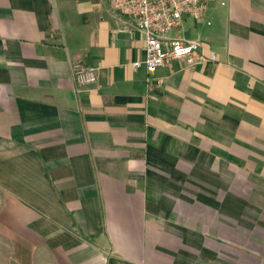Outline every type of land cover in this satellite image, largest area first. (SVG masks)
I'll list each match as a JSON object with an SVG mask.
<instances>
[{
	"label": "crops",
	"instance_id": "obj_1",
	"mask_svg": "<svg viewBox=\"0 0 264 264\" xmlns=\"http://www.w3.org/2000/svg\"><path fill=\"white\" fill-rule=\"evenodd\" d=\"M186 26L150 82L107 0H0V264H264V0Z\"/></svg>",
	"mask_w": 264,
	"mask_h": 264
},
{
	"label": "built area",
	"instance_id": "obj_2",
	"mask_svg": "<svg viewBox=\"0 0 264 264\" xmlns=\"http://www.w3.org/2000/svg\"><path fill=\"white\" fill-rule=\"evenodd\" d=\"M120 14L127 16L132 25L143 33L146 43L145 64L148 81L154 80L158 68L174 61H184L193 66L199 62H219L214 50L201 52L200 39L169 38L172 30L181 27L187 17L203 21L212 2L227 5L228 0H107ZM210 23V22H208ZM138 65V63H136ZM99 68L77 63L73 67L76 88L95 84ZM162 83L163 79L156 80Z\"/></svg>",
	"mask_w": 264,
	"mask_h": 264
},
{
	"label": "rangeland",
	"instance_id": "obj_3",
	"mask_svg": "<svg viewBox=\"0 0 264 264\" xmlns=\"http://www.w3.org/2000/svg\"><path fill=\"white\" fill-rule=\"evenodd\" d=\"M192 23H193V19L192 18H190V17H187L186 18V27L188 28V30L190 29H193L194 28V26H191L192 25ZM189 25V26H188Z\"/></svg>",
	"mask_w": 264,
	"mask_h": 264
}]
</instances>
